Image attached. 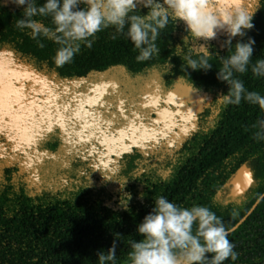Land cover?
Listing matches in <instances>:
<instances>
[{
	"label": "trees",
	"instance_id": "obj_1",
	"mask_svg": "<svg viewBox=\"0 0 264 264\" xmlns=\"http://www.w3.org/2000/svg\"><path fill=\"white\" fill-rule=\"evenodd\" d=\"M137 7L141 14L147 11ZM253 9V28L243 38H232L233 44L247 37L255 41L252 63L264 58V0H250L246 10ZM21 11L0 0V76L2 72L11 78L21 74L53 87L122 66L132 76L157 71L167 83L180 80L207 94L209 101L197 112L194 127L183 140L152 150L131 146L120 155L116 172L98 182L86 178L80 162L68 167L57 164L55 170L48 159L40 163V153L60 150V132L49 130L42 139L27 145L16 138L20 128L13 126L14 117L5 110L7 124L0 129V264H96L97 251H107L116 238L117 264H122L127 240L142 238L135 226L159 195L183 207H208L226 229L238 223L264 192V139L255 135L264 128V111L243 100L226 107L217 103V95L227 91L226 84L215 78L219 67L216 53L229 54L220 48L225 35L218 33L203 41L185 33L182 22L169 21L156 41L158 56L137 62L131 42L108 28L96 34L91 48L82 45L70 63L56 65L52 57L57 45L52 40L43 36L33 39L27 29L15 27ZM35 19L38 27L49 26L46 18ZM205 52L213 64L207 72L185 66V57L198 59ZM239 79L247 90L264 95V78L253 77L248 71ZM5 90L11 91V87ZM24 96L21 93L6 107L27 103L28 96ZM34 96L28 102L36 116L52 108L46 95ZM242 164L250 169L252 183L243 194L229 196L228 183ZM32 176L39 182L37 186L31 182ZM124 193L131 194L127 210L119 203L126 200ZM227 238L238 257L224 264H264V197Z\"/></svg>",
	"mask_w": 264,
	"mask_h": 264
},
{
	"label": "clouds",
	"instance_id": "obj_2",
	"mask_svg": "<svg viewBox=\"0 0 264 264\" xmlns=\"http://www.w3.org/2000/svg\"><path fill=\"white\" fill-rule=\"evenodd\" d=\"M21 8L22 15L15 21L19 30L36 39L43 36L56 45L53 62L56 65L70 63L81 50L91 48L96 34L111 28L131 42L137 62L148 61L158 56L156 43L161 31L169 21L182 22L184 32L203 41L213 39L218 33L226 36L220 48L229 54L219 55L217 81L226 84L227 91L219 93V105H239L241 101L257 106L264 111V95L245 88L240 74L248 71L253 77L264 78V58L252 60L251 37L243 38L253 28L252 11L238 7L235 0H10ZM147 11L141 14L138 7ZM36 17L46 18L49 26L38 27ZM42 46V45H41ZM179 48V44L177 46ZM179 53H177L178 55ZM186 67L192 71L207 72L208 53L198 59L185 57ZM167 67L171 65L168 61ZM264 139V128L256 134ZM89 184L86 186L88 187ZM120 205L127 210L130 193ZM142 195V194H141ZM222 220L208 207L192 204L183 207L165 196H156L151 210L135 226L139 240H127L126 256L122 264H224L225 260L236 261L238 254L229 241ZM118 237V236H117ZM117 239V238H116ZM116 239L107 251L96 253V264H117Z\"/></svg>",
	"mask_w": 264,
	"mask_h": 264
},
{
	"label": "rangeland",
	"instance_id": "obj_3",
	"mask_svg": "<svg viewBox=\"0 0 264 264\" xmlns=\"http://www.w3.org/2000/svg\"><path fill=\"white\" fill-rule=\"evenodd\" d=\"M235 3L246 10L250 0ZM4 4L10 5V0H4ZM0 87V129L7 124L6 110L9 117H14L13 126L20 128L16 138L27 145L42 139L49 130H58L63 142L60 150L40 153V163L48 159L53 170L57 164L68 167L71 162L83 163L84 175L91 182L113 175L120 155L131 146L152 150L180 140L187 129L194 127L197 112L209 101L207 94L180 80L167 83L157 71L132 76L122 66L53 87L35 77L19 74L11 78L2 72ZM7 87L11 91L5 90ZM21 93L28 96L27 103L6 107ZM36 94L52 101V108H46L41 116H36L28 102ZM66 99L73 103L68 105ZM30 180L35 186L39 183L34 176Z\"/></svg>",
	"mask_w": 264,
	"mask_h": 264
},
{
	"label": "water",
	"instance_id": "obj_4",
	"mask_svg": "<svg viewBox=\"0 0 264 264\" xmlns=\"http://www.w3.org/2000/svg\"><path fill=\"white\" fill-rule=\"evenodd\" d=\"M252 183V175L250 169L246 166V164L240 165V167L236 170L234 175L229 181V196L235 197L243 194ZM264 197V192L258 197V199L254 202L248 212L238 221L236 225L231 228V231L236 229L240 223H242L246 217L254 210L258 202ZM230 231V232H231ZM229 233V232H228Z\"/></svg>",
	"mask_w": 264,
	"mask_h": 264
},
{
	"label": "flooded vegetation",
	"instance_id": "obj_5",
	"mask_svg": "<svg viewBox=\"0 0 264 264\" xmlns=\"http://www.w3.org/2000/svg\"><path fill=\"white\" fill-rule=\"evenodd\" d=\"M212 2L213 3H215L216 2V0H212ZM185 84V83H184ZM191 130V129H190ZM190 130H188L187 129V133L190 131ZM187 133L186 134H184V136L183 137H180L181 139L180 140H178L177 142H180L181 140H183L184 138H185V136L187 135ZM176 141L175 142H172V144H170L169 146L170 147H172L175 143H177Z\"/></svg>",
	"mask_w": 264,
	"mask_h": 264
}]
</instances>
